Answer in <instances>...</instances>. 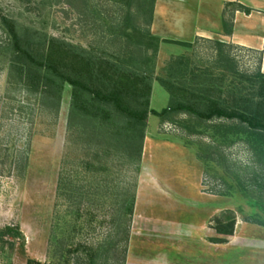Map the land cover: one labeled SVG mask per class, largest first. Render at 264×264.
<instances>
[{
	"label": "rangeland",
	"instance_id": "rangeland-1",
	"mask_svg": "<svg viewBox=\"0 0 264 264\" xmlns=\"http://www.w3.org/2000/svg\"><path fill=\"white\" fill-rule=\"evenodd\" d=\"M211 8L216 12L217 3ZM1 14L85 48L91 44L65 0H33L30 7L0 0V44L7 37ZM210 46L199 41L195 49L185 47V55L210 65ZM233 54L243 72L260 63L258 52L237 46ZM164 63L157 58L156 76ZM71 100L72 87L65 84L58 116L48 112L10 86L7 60L0 55V230L18 226L23 234L0 241V264H27L28 258L48 264H120L124 257L130 215L119 214V188L101 187L90 200H81L70 197L71 187H59L61 172L71 176L84 154L68 126ZM168 101V92L154 81L151 108L160 111ZM171 118L149 116L142 161L127 171L128 181L137 183L136 199L141 190V200L154 203L141 204L140 210L186 224L196 237L187 241L189 264H196V255L197 264H203L207 251L209 264H264V137L229 123ZM216 147L218 163L209 159Z\"/></svg>",
	"mask_w": 264,
	"mask_h": 264
},
{
	"label": "trees",
	"instance_id": "trees-1",
	"mask_svg": "<svg viewBox=\"0 0 264 264\" xmlns=\"http://www.w3.org/2000/svg\"><path fill=\"white\" fill-rule=\"evenodd\" d=\"M19 1L30 7L33 0ZM156 1L65 0L80 17L83 34L91 38L89 48L1 14L7 37L0 44V55L7 60L10 86L25 91L55 116L64 85L72 87L68 126L84 154L71 176L61 172L59 187L65 191L71 187L70 197L81 200H90L101 187H118L123 198L119 214L130 215L127 242L137 195V183L128 181L127 171L142 161L151 114L164 120L186 115L198 123H229L264 137L261 58L256 70L243 72L233 54L237 46L197 38L195 43L181 44L195 49L199 41L210 43L214 57L210 65H200L185 54L173 56L156 76L162 42L151 32ZM237 11L249 14L251 9L226 4L224 27L229 35ZM154 81L169 94L160 111L151 108ZM187 123L181 124L190 129ZM220 151L211 149L209 159L218 163ZM118 222L119 230L123 221ZM8 238L22 239L20 228L1 229L0 241ZM118 244L119 240L114 246ZM126 252L127 247L120 264H125ZM27 264L48 263L28 258Z\"/></svg>",
	"mask_w": 264,
	"mask_h": 264
},
{
	"label": "crops",
	"instance_id": "crops-1",
	"mask_svg": "<svg viewBox=\"0 0 264 264\" xmlns=\"http://www.w3.org/2000/svg\"><path fill=\"white\" fill-rule=\"evenodd\" d=\"M213 2L217 3L214 13ZM203 3L204 7H201ZM228 3H239L251 9L249 14L235 12L230 35L224 27V10ZM151 32L162 41L158 59L165 60L164 66L171 57L185 54V46L181 43H195L197 38H204L260 53L264 73V0H157ZM176 47L178 50L173 49ZM140 197L141 190L135 202L125 264H189L193 261L187 241L196 237L187 232L186 224L157 216L147 209L140 210L141 204L147 207L154 204L152 200L142 201ZM163 239L173 242H150ZM183 252L191 257L183 256ZM195 257L197 264L200 257ZM201 260L203 264H209L208 251L206 261L203 256Z\"/></svg>",
	"mask_w": 264,
	"mask_h": 264
}]
</instances>
